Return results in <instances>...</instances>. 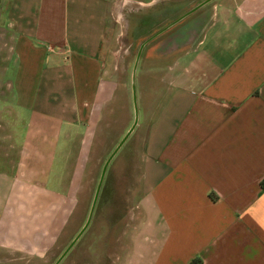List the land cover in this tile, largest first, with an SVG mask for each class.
<instances>
[{
	"label": "crops",
	"instance_id": "obj_1",
	"mask_svg": "<svg viewBox=\"0 0 264 264\" xmlns=\"http://www.w3.org/2000/svg\"><path fill=\"white\" fill-rule=\"evenodd\" d=\"M120 34L153 102L121 264H264V0H1L0 247L61 244Z\"/></svg>",
	"mask_w": 264,
	"mask_h": 264
},
{
	"label": "rangeland",
	"instance_id": "obj_2",
	"mask_svg": "<svg viewBox=\"0 0 264 264\" xmlns=\"http://www.w3.org/2000/svg\"><path fill=\"white\" fill-rule=\"evenodd\" d=\"M126 44L125 34H120L115 49L123 68L118 94L100 124L101 141L75 184L78 191L66 229L58 237L61 244L38 254L0 247V264H121L139 218L143 116L144 108L153 105L143 102L139 83L131 81Z\"/></svg>",
	"mask_w": 264,
	"mask_h": 264
},
{
	"label": "water",
	"instance_id": "obj_3",
	"mask_svg": "<svg viewBox=\"0 0 264 264\" xmlns=\"http://www.w3.org/2000/svg\"><path fill=\"white\" fill-rule=\"evenodd\" d=\"M113 153H114V152H113ZM113 153H112V154H113ZM111 156H112V155H111ZM111 156H110V157H111ZM104 169H105V167L103 168V170H104Z\"/></svg>",
	"mask_w": 264,
	"mask_h": 264
},
{
	"label": "trees",
	"instance_id": "obj_4",
	"mask_svg": "<svg viewBox=\"0 0 264 264\" xmlns=\"http://www.w3.org/2000/svg\"><path fill=\"white\" fill-rule=\"evenodd\" d=\"M1 1V0H0Z\"/></svg>",
	"mask_w": 264,
	"mask_h": 264
}]
</instances>
